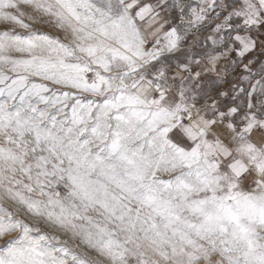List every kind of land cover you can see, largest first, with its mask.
I'll return each mask as SVG.
<instances>
[{
  "label": "snow or ice",
  "instance_id": "6c2138e0",
  "mask_svg": "<svg viewBox=\"0 0 264 264\" xmlns=\"http://www.w3.org/2000/svg\"><path fill=\"white\" fill-rule=\"evenodd\" d=\"M0 264H264V0H0Z\"/></svg>",
  "mask_w": 264,
  "mask_h": 264
},
{
  "label": "crops",
  "instance_id": "0c3cea01",
  "mask_svg": "<svg viewBox=\"0 0 264 264\" xmlns=\"http://www.w3.org/2000/svg\"><path fill=\"white\" fill-rule=\"evenodd\" d=\"M149 2H151V1H149Z\"/></svg>",
  "mask_w": 264,
  "mask_h": 264
},
{
  "label": "rangeland",
  "instance_id": "374dc122",
  "mask_svg": "<svg viewBox=\"0 0 264 264\" xmlns=\"http://www.w3.org/2000/svg\"><path fill=\"white\" fill-rule=\"evenodd\" d=\"M149 1H151V0H149Z\"/></svg>",
  "mask_w": 264,
  "mask_h": 264
}]
</instances>
